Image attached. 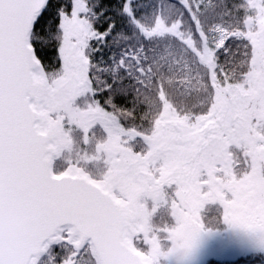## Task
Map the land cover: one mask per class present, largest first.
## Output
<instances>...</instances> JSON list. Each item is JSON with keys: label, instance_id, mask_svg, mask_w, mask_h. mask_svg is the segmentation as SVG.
<instances>
[{"label": "snow or ice", "instance_id": "1", "mask_svg": "<svg viewBox=\"0 0 264 264\" xmlns=\"http://www.w3.org/2000/svg\"><path fill=\"white\" fill-rule=\"evenodd\" d=\"M264 256V0H0V264Z\"/></svg>", "mask_w": 264, "mask_h": 264}, {"label": "trees", "instance_id": "2", "mask_svg": "<svg viewBox=\"0 0 264 264\" xmlns=\"http://www.w3.org/2000/svg\"><path fill=\"white\" fill-rule=\"evenodd\" d=\"M207 264H264V256L254 251H243L227 261L209 260Z\"/></svg>", "mask_w": 264, "mask_h": 264}, {"label": "rangeland", "instance_id": "3", "mask_svg": "<svg viewBox=\"0 0 264 264\" xmlns=\"http://www.w3.org/2000/svg\"><path fill=\"white\" fill-rule=\"evenodd\" d=\"M245 250L246 249H241L238 247L212 248L204 256L202 264H207L206 262L209 261L210 259L218 260V261H227ZM247 251L249 252L252 250H247Z\"/></svg>", "mask_w": 264, "mask_h": 264}]
</instances>
